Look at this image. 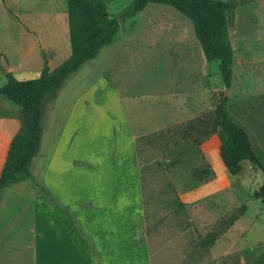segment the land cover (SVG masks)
<instances>
[{"label":"rangeland","instance_id":"rangeland-1","mask_svg":"<svg viewBox=\"0 0 264 264\" xmlns=\"http://www.w3.org/2000/svg\"><path fill=\"white\" fill-rule=\"evenodd\" d=\"M91 1L102 2L109 17L130 2ZM223 1L234 2L227 26L234 56L229 88L216 63L205 59L191 21L169 5L149 3L125 13L113 43L44 100L49 126L54 107L83 94L89 80L104 76L122 94L139 150L145 205L138 232L150 264H255L264 256L263 173L244 161L231 175L215 136L197 149L180 134L187 120L211 113L225 98L228 115L244 125L264 158V0ZM69 56L67 0H0L2 73L33 79L45 60L54 70ZM4 81L2 75L0 86ZM11 111L23 124L21 108L0 98V119ZM201 168L214 174L198 178ZM29 170L35 171L34 161ZM79 185L75 181V189ZM44 191L33 178L0 192V264H31L32 196ZM231 214L237 219L229 223ZM211 230L215 242L201 247Z\"/></svg>","mask_w":264,"mask_h":264},{"label":"crops","instance_id":"crops-1","mask_svg":"<svg viewBox=\"0 0 264 264\" xmlns=\"http://www.w3.org/2000/svg\"><path fill=\"white\" fill-rule=\"evenodd\" d=\"M100 79L63 98L49 126L42 101L38 151L28 164L35 162L29 171L45 189L32 196L31 264H150L138 232L144 204L136 135L122 94ZM13 111L0 119V170L22 125Z\"/></svg>","mask_w":264,"mask_h":264},{"label":"trees","instance_id":"trees-1","mask_svg":"<svg viewBox=\"0 0 264 264\" xmlns=\"http://www.w3.org/2000/svg\"><path fill=\"white\" fill-rule=\"evenodd\" d=\"M149 3L165 4L173 7L188 18L195 36L201 45L205 59L215 62L221 81L229 88L232 80L233 51L227 39L228 12L234 5L223 0H130L127 8L118 17H109L104 4L91 0H67V23L70 56L54 70L46 65L37 77L19 80L11 72L5 73L6 81L0 86L3 97L21 108L24 122L11 139L5 162L0 170V190L19 181L31 180L28 164L37 153L41 135L42 101L53 93L62 81L76 71L82 63L97 56L99 50L113 43L119 21L127 12L143 10ZM181 138L189 141L197 149L212 136L219 143V157L226 171L236 175L248 162L260 170L264 176V158L252 142L243 124L232 119L226 111V99L222 98L211 113L187 120L180 130ZM137 155L139 150L136 145ZM173 164V161L170 162ZM140 173L142 196L143 181ZM209 169L196 171L198 178L205 177ZM48 199L54 198L46 192ZM145 205V200H143ZM242 213V210H241ZM237 219L229 216V223ZM217 232L208 231L199 240L201 247L211 246ZM255 264H264V256Z\"/></svg>","mask_w":264,"mask_h":264}]
</instances>
